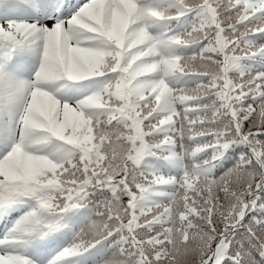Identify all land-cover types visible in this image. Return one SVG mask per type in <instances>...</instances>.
I'll list each match as a JSON object with an SVG mask.
<instances>
[{
  "label": "snow or ice",
  "instance_id": "obj_1",
  "mask_svg": "<svg viewBox=\"0 0 264 264\" xmlns=\"http://www.w3.org/2000/svg\"><path fill=\"white\" fill-rule=\"evenodd\" d=\"M0 264H264V0H0Z\"/></svg>",
  "mask_w": 264,
  "mask_h": 264
}]
</instances>
